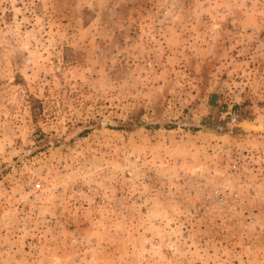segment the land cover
<instances>
[{
	"label": "rangeland",
	"instance_id": "rangeland-1",
	"mask_svg": "<svg viewBox=\"0 0 264 264\" xmlns=\"http://www.w3.org/2000/svg\"><path fill=\"white\" fill-rule=\"evenodd\" d=\"M0 264H264V0H0Z\"/></svg>",
	"mask_w": 264,
	"mask_h": 264
},
{
	"label": "trees",
	"instance_id": "trees-1",
	"mask_svg": "<svg viewBox=\"0 0 264 264\" xmlns=\"http://www.w3.org/2000/svg\"><path fill=\"white\" fill-rule=\"evenodd\" d=\"M210 103H212V105H214L215 104V95L214 94H212V96H211V99H210ZM237 105H234L233 107H232V111L233 112H237Z\"/></svg>",
	"mask_w": 264,
	"mask_h": 264
},
{
	"label": "built area",
	"instance_id": "built-area-1",
	"mask_svg": "<svg viewBox=\"0 0 264 264\" xmlns=\"http://www.w3.org/2000/svg\"><path fill=\"white\" fill-rule=\"evenodd\" d=\"M40 185L39 184H36V187H39Z\"/></svg>",
	"mask_w": 264,
	"mask_h": 264
}]
</instances>
